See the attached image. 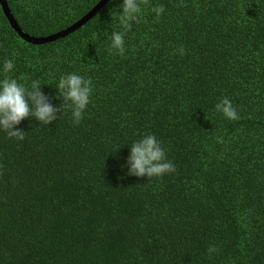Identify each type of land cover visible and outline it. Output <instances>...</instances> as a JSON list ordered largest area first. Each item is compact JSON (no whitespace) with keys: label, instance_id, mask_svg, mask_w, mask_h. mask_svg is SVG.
<instances>
[{"label":"trees","instance_id":"16d2710c","mask_svg":"<svg viewBox=\"0 0 264 264\" xmlns=\"http://www.w3.org/2000/svg\"><path fill=\"white\" fill-rule=\"evenodd\" d=\"M100 1L7 0L34 37ZM120 3L34 44L0 2V79L38 81L49 97L61 75L93 82L79 125L68 110L48 126L22 121L23 141L0 132V264H264V0H139L123 55L110 51ZM224 97L238 120L215 111ZM145 135L175 172L121 170Z\"/></svg>","mask_w":264,"mask_h":264},{"label":"clouds","instance_id":"9594fccd","mask_svg":"<svg viewBox=\"0 0 264 264\" xmlns=\"http://www.w3.org/2000/svg\"><path fill=\"white\" fill-rule=\"evenodd\" d=\"M117 8L119 9V14L116 11L119 23L125 31L112 30L110 33V51L115 50L118 54L123 55L126 52L125 34L131 30L133 22H139L141 7L139 0H122ZM153 11L159 17L163 14L164 8L157 7ZM180 51L183 54V50ZM13 69V61L11 59L4 60L2 71L10 73ZM54 88L56 94L49 97L44 94L38 81H33L29 87H26L16 79H0V132L7 134L9 138L23 141L26 133L18 127L22 121L34 118L39 124L48 126L58 118L60 119L68 110L71 112L73 123L79 125L91 103L92 80L76 73H69L61 75ZM54 100L62 101L59 107L54 106ZM215 111L222 114L227 120L239 119L236 107L227 97L222 98L215 105ZM60 113L62 115L58 116ZM127 146L129 155L125 164L121 165L122 171L127 166V176L147 177L148 180H151L153 177L159 178L175 172L173 162L166 158L165 149L156 136H142ZM216 251L214 246L208 249L209 255Z\"/></svg>","mask_w":264,"mask_h":264},{"label":"water","instance_id":"95a60500","mask_svg":"<svg viewBox=\"0 0 264 264\" xmlns=\"http://www.w3.org/2000/svg\"><path fill=\"white\" fill-rule=\"evenodd\" d=\"M110 0H101L92 10H90L82 19L74 23L72 26L64 29L58 33L47 37H34L29 35L28 33L24 32V30L20 27L16 19L14 18L11 9L7 0H0L4 13L7 16L8 20L10 21L12 27L20 34V36L25 39L26 41L34 44H43L55 41L59 38L65 37L66 35L70 34L71 32L77 30L78 28L82 27L86 22H88L91 18H93Z\"/></svg>","mask_w":264,"mask_h":264}]
</instances>
